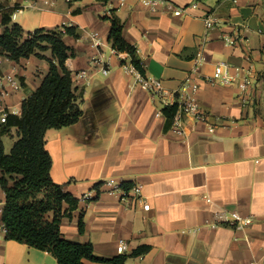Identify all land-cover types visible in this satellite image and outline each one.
I'll use <instances>...</instances> for the list:
<instances>
[{
	"label": "crops",
	"instance_id": "0c3cea01",
	"mask_svg": "<svg viewBox=\"0 0 264 264\" xmlns=\"http://www.w3.org/2000/svg\"><path fill=\"white\" fill-rule=\"evenodd\" d=\"M99 3L100 8H85ZM15 4L21 8L9 12L12 22L29 8L35 26H77L80 32L64 40L75 50L66 65L83 89L84 113L78 122L46 132L53 180L80 199L73 218L62 221L64 236L91 242L95 255L105 258L122 255L117 245L125 238L126 264H264V0H160L153 6L143 0H2L0 33L6 27L2 9ZM209 13L215 19L211 26L205 22ZM106 15L123 23L144 77L161 79L169 91L189 77L200 83L197 98L208 121L185 116L180 133L164 112L156 116L161 104L128 68V53L121 58L110 53ZM28 19L19 23L25 31ZM225 34L240 39L230 45ZM200 51L204 60L194 70ZM102 53L107 63L95 62ZM221 60L252 68L247 103L241 99V75L228 84L206 80ZM48 70L49 61L35 55L19 62L0 56V77L11 74L20 81L19 88L0 85V116L20 114L23 99ZM81 70L87 80L78 77ZM5 135L17 137L16 128ZM111 179L140 184L150 209L121 201L105 184ZM5 198L0 185V264H59L50 252L6 238ZM232 211L253 216V223L241 228L222 223L219 217ZM143 245L146 253L132 255Z\"/></svg>",
	"mask_w": 264,
	"mask_h": 264
},
{
	"label": "trees",
	"instance_id": "16d2710c",
	"mask_svg": "<svg viewBox=\"0 0 264 264\" xmlns=\"http://www.w3.org/2000/svg\"><path fill=\"white\" fill-rule=\"evenodd\" d=\"M102 5L91 4L85 8H100ZM18 8L20 5L15 4L10 10L2 9V24L6 27L0 33V56L19 62L36 55L49 61V70L40 86L23 99L21 113L7 112V120L0 121V185L6 194L2 214L6 238L50 252L59 264H88L86 260L126 264L127 255L97 256L91 242L73 241L62 232L63 219L73 218L80 199L67 191L64 184L53 180L46 132L72 125L84 113L80 104L83 89L76 84L66 65L75 50L64 40L65 35L79 38V29L68 25L52 29L40 27L26 35L22 25L12 22L9 14ZM104 18L111 21L109 38L112 46L128 53L131 63L145 74L135 45L123 36V23L115 15ZM45 51H50L51 56ZM176 108L174 105L164 109L169 123ZM12 127L17 130V138L7 153L2 135ZM124 185L129 187L130 184L124 182ZM78 229L80 232L85 229L83 215H80ZM148 249V246H140L132 255H142Z\"/></svg>",
	"mask_w": 264,
	"mask_h": 264
},
{
	"label": "built area",
	"instance_id": "2783aa9c",
	"mask_svg": "<svg viewBox=\"0 0 264 264\" xmlns=\"http://www.w3.org/2000/svg\"><path fill=\"white\" fill-rule=\"evenodd\" d=\"M67 1L71 2L73 0H67ZM143 1L146 4L153 6L157 4L160 0H143ZM205 22L208 26H211L214 24L215 19L209 13L205 18ZM223 39L226 41V43L230 45H235L240 39V36L237 34L234 35L225 34L223 36ZM110 53L118 56L119 58L122 57V52H120L114 46L111 47ZM104 56L105 55L102 53L98 57H96L94 61L107 63V61L104 60ZM203 60H204L203 53L200 51L197 57L195 58L196 65L194 70H196L201 65ZM128 68L132 72H135L138 75L139 78L138 82L150 92L152 100L157 101L161 104V108L157 109L156 111V116L161 117L166 107L176 105L177 107L176 112L172 118V128L174 130L180 133H184L185 116H192L194 119L198 121H204V122L208 121L209 113L201 107L197 98V93L200 89L199 82L189 77L182 83V85L177 91H169L168 89H166L161 79L154 77H144L141 71L138 68H136L132 63L128 65ZM232 69L236 71L235 75L232 74ZM109 71L110 70L107 67V65H104L102 67L103 73H108ZM243 72L245 73L244 75H242ZM252 74H253L252 68H245L243 66H232L228 61L221 60L216 64L213 73L206 80L212 83L228 84L235 81L236 76L241 75V82H240L241 99L245 104L248 102L249 99L248 95L251 92L253 85ZM77 75L78 77L85 78L87 80L88 73L86 70L79 71ZM7 84H10L13 88L20 87V81L11 74H7L0 77V85L5 88ZM6 120H7V112H4L0 116V121L5 122ZM105 184L108 185V190L111 193L116 194L121 201L127 203L128 205H130V201L132 202L136 201L138 203H141L143 209L145 210L150 209L151 205L142 194V189L140 184H133L130 187H126L124 185V182H117L112 179L105 181ZM87 197L89 196L87 195ZM219 218L221 219L222 223H227L237 228L250 225L251 223H253L254 220L253 216L246 217L241 215L238 211H232L230 213L221 215ZM217 225H218L217 223L212 224L213 227H216ZM3 229L4 231H6L4 224H3ZM117 247L119 253L123 254L128 248V242L126 241L125 238H120L118 240Z\"/></svg>",
	"mask_w": 264,
	"mask_h": 264
},
{
	"label": "rangeland",
	"instance_id": "374dc122",
	"mask_svg": "<svg viewBox=\"0 0 264 264\" xmlns=\"http://www.w3.org/2000/svg\"><path fill=\"white\" fill-rule=\"evenodd\" d=\"M28 10H29V8H26L24 12L18 13V17H17V19H15L14 22L23 24L24 17H26L27 19L28 18L30 19L31 18V14L29 13V15H27L28 14ZM29 19L27 20L26 25H25V29H26L25 33H26V35L29 33V31H34L35 29L41 27L40 25H36L35 26L34 23L32 22V20H29ZM26 26H29V27H26ZM44 53H49V51H45ZM76 84L79 85L77 82H76ZM83 85H84V83H83ZM16 138H17L16 135H14V137H11L10 135H5L2 138L3 141H4L5 149H6L7 152L10 151L11 146L13 145V142L15 141Z\"/></svg>",
	"mask_w": 264,
	"mask_h": 264
}]
</instances>
